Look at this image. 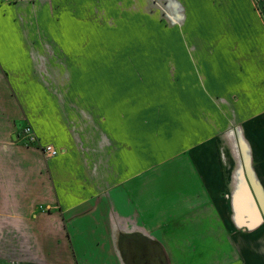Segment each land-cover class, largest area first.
Returning <instances> with one entry per match:
<instances>
[{
  "label": "crops",
  "instance_id": "0c3cea01",
  "mask_svg": "<svg viewBox=\"0 0 264 264\" xmlns=\"http://www.w3.org/2000/svg\"><path fill=\"white\" fill-rule=\"evenodd\" d=\"M154 3L0 0V264H264V0ZM110 22L167 95L77 43Z\"/></svg>",
  "mask_w": 264,
  "mask_h": 264
},
{
  "label": "rangeland",
  "instance_id": "374dc122",
  "mask_svg": "<svg viewBox=\"0 0 264 264\" xmlns=\"http://www.w3.org/2000/svg\"><path fill=\"white\" fill-rule=\"evenodd\" d=\"M149 9H153L152 11L154 12L155 10H159L160 14H163L164 12L172 15L171 8L168 6L164 8L163 6L156 5L154 0H149ZM120 18L122 20L123 17ZM111 22L110 27L107 23L101 24L99 38H94L93 40H78L77 43L79 45L81 44L84 48L91 46L92 48L94 47V49L98 50L97 57L101 70L107 69V63H112L113 52L115 50V62L123 64L125 67H131L132 79H134L135 75L138 74L142 80L146 79L149 82H152V85L148 82L149 87L147 88V92L149 96L154 94L156 91L166 93L165 95H167V91H170L171 88L170 86L162 87L164 86L162 82L165 81L166 77H168L167 73L172 69L173 63L170 55L163 56L160 53H157V48L161 49V43L168 44L170 40H157L150 38L125 39L127 36L140 35L137 32L142 31L143 29H138V23L113 22L111 24ZM147 33L149 34L150 32ZM69 43L71 44V47H75V42L69 41ZM163 47H169V45H165ZM170 48L171 47H169V49ZM165 53H167L166 50ZM120 69L122 70V68ZM123 74L124 72H121V75ZM168 74L170 75V73ZM115 75L117 74L115 73ZM156 84L159 85L155 87ZM136 90H139V88H136ZM1 106H3V104H1L0 107ZM26 127L27 126L23 128L22 132H20V137H22L25 145L34 146L36 141H31L28 138L24 130ZM38 147L42 148L43 146L38 145Z\"/></svg>",
  "mask_w": 264,
  "mask_h": 264
},
{
  "label": "built area",
  "instance_id": "2783aa9c",
  "mask_svg": "<svg viewBox=\"0 0 264 264\" xmlns=\"http://www.w3.org/2000/svg\"><path fill=\"white\" fill-rule=\"evenodd\" d=\"M24 130L31 141L36 140L35 133L31 126H27ZM42 150L47 156H55L59 153V150L52 144L44 145Z\"/></svg>",
  "mask_w": 264,
  "mask_h": 264
}]
</instances>
